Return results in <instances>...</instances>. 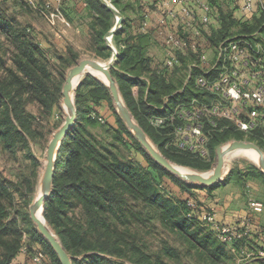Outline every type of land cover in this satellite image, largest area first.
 Instances as JSON below:
<instances>
[{"label": "trees", "instance_id": "trees-1", "mask_svg": "<svg viewBox=\"0 0 264 264\" xmlns=\"http://www.w3.org/2000/svg\"><path fill=\"white\" fill-rule=\"evenodd\" d=\"M110 1L126 17L113 36L118 57L111 69L112 75L135 119L168 159L191 169L207 171L212 167L221 143L232 138L243 139L244 136L264 151V124L245 133L231 121L219 120L213 126L203 117L208 153L202 156L199 152L177 146L175 128L180 121H167L163 126L152 123L153 117L169 114L180 103H189L192 99L211 102L214 98L212 94L199 90L194 79L199 75L213 79L216 70L207 72L206 69L193 67L192 76L188 79V66L201 63V55L206 49L213 48V52H216L214 48L229 37L254 40L255 33L263 35L260 30L257 31L261 22L256 15L261 7V17H264V1L258 0L255 10L246 14L241 10V2L235 0L236 7L244 16L241 21L233 11H223L218 0H207L222 27L212 29L211 33L196 16L193 26L187 25L185 29V23H182L171 33L189 37V40L198 42V48L183 51L167 46L165 40L168 33L161 43L162 53L157 56L150 55L148 48L158 40L149 32L134 34L133 26L127 22L130 13L140 14L137 25L141 27L143 15L140 10L145 4L144 0L134 3ZM83 2L89 13L90 47L95 48L99 57L107 59L112 50L105 36L113 27L115 15L101 0ZM1 5L0 0V33L6 40L0 39V149L9 157L17 156L20 149L21 155L31 164L32 174L30 177L20 176L19 182L0 177V264H13L22 246L24 232L34 235L42 245L43 250L35 254H48L51 258L48 264H61L53 248L37 229H27L18 224L20 219L29 220V215L23 208L16 209L14 188L25 201L31 199L40 162L30 148L29 139L39 144L45 135L44 129L51 133L59 127L60 123L54 119L64 71L60 72L58 79L54 77L56 71L46 50L35 38L18 29V23L14 25L5 20ZM44 6L48 4L39 5L41 9ZM251 22L257 25L255 29L249 28ZM190 29L199 30L201 36H195V31ZM25 32L30 33L29 29ZM257 40L262 41L264 46V40ZM6 42L13 47L11 54L3 48ZM168 47L176 58L173 66L167 65ZM76 57L77 51L70 45L61 52L57 51L54 60L58 65L57 72L63 70L65 65H73ZM134 86L138 87L137 95L132 91ZM75 101L76 124L59 149L53 189L44 206L46 220L54 227L69 254H85L81 258H74L73 264H264V257L259 256L260 252H264V199H259L261 209L249 204L243 217L235 223L225 224L218 219L215 208L207 205L201 195L194 191L206 190L210 197L215 187L188 184L155 162L118 116L109 89L101 80L86 75L76 90ZM103 103L115 116L116 126L110 123L105 125L114 131L113 141L128 144V148L140 151L147 161L145 167L139 168L122 160L113 149L102 146L88 131L87 124L93 126L102 122L98 109ZM31 105L37 108L38 115L29 110ZM92 113H95L94 117ZM43 114L49 117L46 125L41 124ZM232 175L236 176L237 185L242 187L246 180L252 181L254 178H260L264 186V174L257 167L251 166V170L239 169L237 172L231 170L228 178ZM72 210L78 212L77 220L69 216L68 212ZM205 214H214L220 226L237 228L243 234L245 226L242 225L245 224L249 225L250 231L241 238L223 241L212 223L204 219ZM138 216L144 217L140 220L144 223L143 234L160 227L172 238L173 244L163 240L156 252L148 250L146 242L149 241L142 234L140 239L141 235H136L134 231L136 224L142 226ZM86 226L90 230L85 229ZM94 230L96 238L89 236ZM26 249L28 252L32 250L29 243ZM248 253L254 255L246 259ZM165 256L170 261H166ZM182 256H186L189 263H183Z\"/></svg>", "mask_w": 264, "mask_h": 264}, {"label": "built area", "instance_id": "built-area-1", "mask_svg": "<svg viewBox=\"0 0 264 264\" xmlns=\"http://www.w3.org/2000/svg\"><path fill=\"white\" fill-rule=\"evenodd\" d=\"M61 1V0H59ZM241 10L249 14L255 10L258 0H239ZM167 7L168 15L174 19L189 18L191 23H185L184 28L193 26V20L200 17L206 24V28L215 19L214 11L207 0H163ZM264 4V3H262ZM264 9V6H263ZM195 36H201V32H194ZM255 39L229 37L223 40L218 47L206 49L201 55V63H192L188 66V79L192 76V68L206 69L207 72L216 70L213 79L206 76H196L195 86L214 97L207 103L198 99H192L189 103H180L164 116H155L152 123L163 126L167 121L174 123L180 121L175 128V141L179 148L199 152L202 156L208 153L206 137L204 133L205 117L210 125L216 126L219 120H228L234 123L238 130L248 133L259 124H264V36L255 33ZM191 37V36H190ZM189 38V37H188ZM182 35L170 33L165 44L177 50L198 48V42H193ZM166 46V47H167ZM190 47V48H188ZM213 54L212 56H210ZM176 62L172 50L167 49V65L173 66ZM192 205V203H190ZM251 206L258 208L261 203L253 202ZM204 219L212 223V227L218 232L223 241H231L233 238H241L250 231L249 225L245 226V232H238L237 228L220 226L215 221L214 214H205ZM254 253H248L247 258ZM259 256L264 257V252ZM44 255L39 252L35 256L37 262H41Z\"/></svg>", "mask_w": 264, "mask_h": 264}, {"label": "rangeland", "instance_id": "rangeland-1", "mask_svg": "<svg viewBox=\"0 0 264 264\" xmlns=\"http://www.w3.org/2000/svg\"><path fill=\"white\" fill-rule=\"evenodd\" d=\"M1 1H2L1 9L3 10V17L5 18V20L9 21L11 24H14V25L16 23H18V25H17L18 29L24 30L25 34H29L28 35L29 37L35 38V40H37L40 43L41 47L44 50H46V53H47V55L50 58V61L52 63L53 69L56 71L54 77L56 79H58L57 77L60 74V72L64 71L63 72L64 73V80L62 83V87H63V84L65 82V78H66V74H67L68 69L70 67L76 65L79 61H81L83 59H94V60H100V61H104V62L108 61L109 62L111 60L112 55H113V50L109 45L108 46L112 50L111 56L107 59L101 58L97 55L95 48L92 49L90 47L89 40H87L85 37L79 36L77 34L76 29L72 27L73 25L67 26L65 24L58 23V22H56V24H54L55 20L53 22V18H52L53 16L51 14H55V13H53L51 3L49 4V0H1ZM38 2H39V5H41V6L45 5V3L48 4V6H44L41 9L38 5ZM58 2H60V1L58 0ZM260 9H261V7H260ZM260 9H259V13L256 15V17L258 19L260 18L259 21L261 22L259 24V28L257 29V31L260 30V32L264 36V17H261L262 14L260 12ZM115 24H116V16L114 17L113 27L115 26ZM255 26H257L255 24V22H251L249 28L253 29ZM26 29L27 30L29 29L30 33L25 32ZM238 30H241V29H238ZM54 32H55V34L57 33L59 35H62V38L66 37L68 40H65L64 42L63 41L59 42L58 39L55 38ZM43 38H45V40H43ZM0 39L6 40V37L0 33ZM66 42L71 43L73 48H75V51H77V57H76L77 59L73 65H71V66L65 65L63 70H60L57 72V66L58 65L54 61L55 55H56L57 51L58 52L63 51V49H64L63 46L65 45ZM112 42H113V40H112ZM3 48L6 50V52H9L10 54L12 52L11 50L13 49L12 45L7 43V42ZM115 63H116V61H115ZM115 63L113 65V67L115 66ZM8 64H10V60L8 61ZM87 75L93 76L91 74H87ZM93 77H96V76H93ZM62 87H61V91H62ZM34 107L31 108V110L34 111V109H36V107L35 108ZM35 111H36L35 112L36 115H38V110L36 109ZM98 111H99V114L101 116L100 118L102 119L103 123L101 122L102 124L98 123V124L93 125V126L90 124H87L88 131L93 133V135L97 138V140L100 142V144L102 146H107V147H110L111 149H113L120 156V158L122 160L131 162L132 164H135L139 168L145 167L147 165V161H146L145 156L140 151H136L132 148H128V147H130L128 144H123L122 142L113 141L112 135H113L114 131L111 130L110 128H107L106 126L108 125V123L115 125V123H116L115 122V116L108 109V106L106 105V103H103V105L98 109ZM55 112H56V114H55L54 120H56V122H59L61 125L65 119V110L62 106V94L59 98V105H57V109L55 110ZM94 114L95 113H92L91 115L94 117L95 116ZM43 117L44 118L41 117V124L46 125L49 117L46 114H43ZM104 122H105V124H104ZM46 130L44 129L45 135L42 137L41 142L39 144L38 143L32 144V148H33L32 151H33L34 155L38 158L40 165L36 170L37 171V181L33 185L34 190L31 193V199H28L25 201V199H22L21 196H19V192H17L16 189L13 187L14 193H15V207H16V209L23 208L24 211H26L29 215V220H25V219L21 220L20 219V221H18V224L24 228H27V229H31V228L36 229L35 224L33 223V221L30 218L29 206L37 198V195L40 191L39 180H40V177L42 176L43 169H44L45 152H46L48 143L51 139V136L53 134V131L51 133H49V132H46ZM232 140L250 141L244 136L243 139L232 138L226 142L221 143L219 146L225 147ZM216 159H217V157H215V160H214L210 170L200 171V172H210L216 164ZM226 164L229 165V168L225 172L226 175L224 177L225 181H223L224 184L222 183L221 185H218V189H219L218 192L219 193L216 195H213V197L209 198L208 201L207 200L205 201V199H203L204 202L208 205L209 202H214V200L215 201L217 199L222 200L223 194L227 193V191H225V190L230 189V190H237L236 192L241 191L242 194L243 193L250 194V196L248 197V201H249L248 205H249V203L251 204L253 202L260 203L261 200H259V199H264V186L262 183H260V180H259L260 178H254L252 181L246 180V184L244 187L237 185V183L235 181L236 176L233 177V175H232L233 178L231 177L230 179H228V175L231 172V170H234V172H237L239 169L242 171L251 170V166L257 167L256 163L253 162L252 160H250L247 156H245L243 151H236L235 153H233L232 158L226 160ZM183 167H185V166H183ZM186 168H188V167H186ZM192 170H195V169H192ZM195 171H199V170H195ZM0 172H2V174H4L5 176H8L10 178L14 177V179L15 180L17 179V182H19V179L21 178L20 176H23V177L29 176L30 177V174H32V168H31L30 162L27 159H25L21 154H18L17 156L15 155V157H11V156L9 157L8 155L0 153ZM245 178H247V177H245ZM223 187L227 188V189H224ZM176 190H177V188H176ZM227 194H229V191ZM27 203H29V205ZM261 206H262V204H261ZM11 211H13V210L11 209ZM68 214L70 217H72L73 220L78 219V217H77L78 212L77 211L72 210V211H69ZM20 218H21V216H20ZM142 218H144V217L138 216V222H140L142 224V226L138 227L136 224L134 231L137 232L136 235L142 234L143 237H146V239L149 241V242H146L148 250H152V251L156 252L159 244L161 245V242L163 240H168L173 244L172 238H170L167 235V232L164 231L163 229H161L160 227L153 229L151 233L146 231L143 234L141 232V230L144 226L143 225L144 223L142 221H140V220H142ZM47 223L51 227V229L55 232L56 230L54 229V227L48 221H47ZM82 223H84L83 220H82ZM224 223L227 224L226 222H224ZM153 224H156V223H153ZM85 229L90 230V229H88L87 226L85 227ZM95 232H96L95 230H94V233L92 231V233L89 236H92V238H96ZM142 235H141L140 239H142ZM177 246H178V244L175 245V247H177ZM147 248H143V249L147 250ZM88 254H90V253H88ZM84 255L85 254H83L81 256H72V257H73V259L74 258H81ZM181 255H183V254L181 253ZM164 259L166 261H170V258L167 256H165ZM181 261L183 263L184 262L189 263L186 256H182ZM126 264H131V263L126 262Z\"/></svg>", "mask_w": 264, "mask_h": 264}, {"label": "water", "instance_id": "water-1", "mask_svg": "<svg viewBox=\"0 0 264 264\" xmlns=\"http://www.w3.org/2000/svg\"><path fill=\"white\" fill-rule=\"evenodd\" d=\"M116 16L115 26L107 33L105 39L107 44L112 48L113 55L109 62L103 63L100 60L83 59L76 65L70 67L67 71L65 82L62 87V106L65 110V119L63 123L53 132L45 152V163L42 176L39 180L40 194L30 204V218L35 224L39 234L48 241L53 248L61 264H73V257L64 247L60 238L47 224L44 216V206L53 189V180L56 168V160L61 144L67 134L73 129L77 120L76 106V90L82 79L92 73H87V69L91 68L102 73L101 80L109 89L113 105L120 119L123 121L127 129L132 133L134 138L140 143L143 149L151 156V158L160 164L170 173L181 179L182 181L199 186H213L222 182L226 173V156L241 150H254L258 153L257 168L264 174V151L254 142L244 140H232L225 147L219 146L216 150V164L210 172L195 171L190 168L183 170L181 165L168 159L153 143L145 130L137 122L130 109L128 108L116 79L113 77L111 69L118 57L117 49L112 45V37L121 28L123 23V15L112 4L110 0H101ZM95 76V75H93ZM181 167V168H180ZM39 209L43 216L38 215Z\"/></svg>", "mask_w": 264, "mask_h": 264}, {"label": "crops", "instance_id": "crops-1", "mask_svg": "<svg viewBox=\"0 0 264 264\" xmlns=\"http://www.w3.org/2000/svg\"><path fill=\"white\" fill-rule=\"evenodd\" d=\"M234 1L235 0H218V3L221 4V8L223 11L228 12L229 10H231L233 11V13H235L236 17L241 18L242 19L241 21H243L244 16L241 14L240 9L236 7V3ZM121 2L122 3H134L136 2V0H121ZM50 3H51L53 13H55V14H51L53 16L52 17L53 22L55 20L54 24L58 22V23L65 24L67 26L73 25L72 27L76 29L77 34L79 36L85 37L87 40L89 39V34H88V21H89L88 14L89 13L87 9L85 8V3L83 2V0H61L60 2H58V0H49V4ZM144 3L145 4L143 8L140 10L141 16L143 15L141 27H139L140 25H137V23L139 22V20L137 19H139L140 14L130 13V19H127L128 20L127 22L133 26L134 34H136L137 32L143 31V32H149L148 34L153 35V37L158 40V43L155 42L154 45H151L148 48L149 54L154 55V56L161 55L162 53L161 43L164 40V37L166 36V34L171 33L172 32L171 30L178 29V27L184 22V20L174 19L173 17L169 16L167 12V7H165L163 0H159V1L158 0H144ZM123 18L124 20L126 19L125 15H123ZM185 22L191 23V21L188 19L185 20ZM220 27H222L221 21L217 20L215 16V19L213 20L212 25H210L207 28V31L212 33V29L215 30ZM190 31L196 32V30H191V29ZM55 38L58 39L59 42H62V41L64 42L65 40H68L66 37L62 38V35H59L57 33L55 34ZM43 40H45V38H43ZM112 40H113V37H112ZM68 45L73 47L71 43L66 42L63 48L65 49V47ZM113 45L117 49L115 44ZM132 91L134 95H137L138 87L134 86ZM180 98L186 99L185 96L183 97L181 96ZM33 107L34 106L32 105L29 106V110L35 113L36 112L35 110L37 108L34 109L33 111L31 110V108ZM29 143H30L31 150H33L32 144L34 142L31 139H29ZM0 153H2L1 149H0ZM18 154H21L20 149L17 150V155ZM0 177L6 178L7 181H10V180L13 182L17 181V179L15 180L14 177L10 178L8 176H5L4 174H2V172H0ZM223 181H225V178L222 180V182L217 183L212 186V187H215L211 195L212 197L213 195H216L219 193L218 185H221ZM195 186H199V185H195ZM173 189L176 190V187H174ZM224 189H227V188H224ZM194 191L200 194L202 199H205V201L206 200L208 201L209 198H212L211 196L209 197V194L207 193L206 190L195 189ZM225 191H227V193L229 191V194L227 193L223 194L222 200L217 199L216 201L214 200V202H209V204L211 205L213 204L212 206L215 208V212L219 220L226 222V223H235L236 221H238L240 217H243L245 215L246 210L248 209V206H249L248 197L250 196V194L248 193L242 194L241 191L236 192L237 190H230V189L225 190ZM28 243L30 244V247L32 249L29 252L26 249V245H28ZM21 244L22 246L19 250V253L16 255V257L13 260V264H48L50 263L51 258L48 254L47 255L45 254L41 262H37L35 260V256H36L35 252L42 251L43 248H42L41 243L34 237V235L29 234V232H24L22 239H21Z\"/></svg>", "mask_w": 264, "mask_h": 264}, {"label": "bare ground", "instance_id": "bare-ground-1", "mask_svg": "<svg viewBox=\"0 0 264 264\" xmlns=\"http://www.w3.org/2000/svg\"><path fill=\"white\" fill-rule=\"evenodd\" d=\"M101 62H103V63H107L108 61H105V62H104V61H101ZM87 73H92L93 75H95V76H97V77L103 79V75H102V73H100V72H98V71H95V70H93V69H91V68H88V69H87ZM241 151H243V153L245 154V156H247L250 160H252V161L255 162L256 164H258V160H259V158H258V153H257L256 151H254V150H241ZM233 153H235V152H233ZM233 153L227 155L225 160L232 158V157H233ZM182 167H183V166H182ZM180 168H181V167H180ZM228 168H229V165L226 164L225 172L228 170ZM182 169H183V170H186L187 168L184 167V168H182ZM39 194H40V191H39L38 195H39ZM38 195H37V197H38ZM38 215H39L40 217L43 216V214H42V212H41L40 209H39V211H38ZM47 224H48V223H47Z\"/></svg>", "mask_w": 264, "mask_h": 264}]
</instances>
